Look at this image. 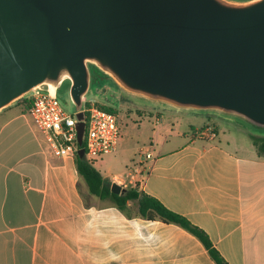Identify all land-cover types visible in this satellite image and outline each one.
I'll return each mask as SVG.
<instances>
[{
	"label": "crops",
	"instance_id": "crops-1",
	"mask_svg": "<svg viewBox=\"0 0 264 264\" xmlns=\"http://www.w3.org/2000/svg\"><path fill=\"white\" fill-rule=\"evenodd\" d=\"M22 99L0 111V264H215L184 228L87 194L74 157L49 151ZM144 115L153 127L138 152L152 157L139 152L101 175L125 189L138 183L185 215L229 264H264V155L215 123L213 138L183 132L177 141L160 112Z\"/></svg>",
	"mask_w": 264,
	"mask_h": 264
},
{
	"label": "water",
	"instance_id": "water-1",
	"mask_svg": "<svg viewBox=\"0 0 264 264\" xmlns=\"http://www.w3.org/2000/svg\"><path fill=\"white\" fill-rule=\"evenodd\" d=\"M92 68L140 106L264 133V0H0V111L64 85L80 111Z\"/></svg>",
	"mask_w": 264,
	"mask_h": 264
},
{
	"label": "rangeland",
	"instance_id": "rangeland-1",
	"mask_svg": "<svg viewBox=\"0 0 264 264\" xmlns=\"http://www.w3.org/2000/svg\"><path fill=\"white\" fill-rule=\"evenodd\" d=\"M93 81L86 101L93 100L95 104H105L112 108L117 114L119 125V138L117 150L111 153L103 154L93 158V165L100 170L103 176L110 178L112 173L123 170L130 158H138V148L143 145H149L148 137L150 136L153 117L144 115L150 110V107L140 106L134 103L128 96L122 94L121 90L109 79L95 68H92ZM58 99L64 110L72 114L75 110L70 100L67 87L58 93ZM154 109V108H152ZM155 111L161 113V120H164V128L171 129L169 132L173 137L180 141L183 132L190 136L197 135V132L206 125L215 123L220 136L225 132L238 142L246 146L255 147L247 132L246 123L240 120H227L218 117L216 114H207L202 112H193L185 110L157 108ZM155 120V119H154ZM206 122V123H205ZM241 127V128H240ZM240 128V129H239ZM250 131V130H249ZM251 132H256L252 130ZM260 133V132H259ZM179 136V137H178ZM175 143V142H174ZM254 149V148H253ZM137 164V163H135ZM133 164L131 167H134Z\"/></svg>",
	"mask_w": 264,
	"mask_h": 264
},
{
	"label": "built area",
	"instance_id": "built-area-1",
	"mask_svg": "<svg viewBox=\"0 0 264 264\" xmlns=\"http://www.w3.org/2000/svg\"><path fill=\"white\" fill-rule=\"evenodd\" d=\"M29 101L28 112L36 127L42 133L49 151L57 157H75L79 148L77 143L76 123L77 113L83 112L84 132V155L92 160L103 154L116 150L119 138V125L117 114L101 109L93 100H88V105H83L80 111L67 113L58 96L47 91L36 90L27 97ZM158 122V118H155ZM215 127L206 125L202 127L197 136L215 137ZM139 152L146 159L152 157L149 149L143 147ZM119 179V178H118Z\"/></svg>",
	"mask_w": 264,
	"mask_h": 264
},
{
	"label": "trees",
	"instance_id": "trees-1",
	"mask_svg": "<svg viewBox=\"0 0 264 264\" xmlns=\"http://www.w3.org/2000/svg\"><path fill=\"white\" fill-rule=\"evenodd\" d=\"M21 101L24 102L29 109V101L27 98H24ZM88 104V102H85V105ZM97 106L106 111L115 113L112 108L105 104L97 103ZM247 132L259 154L264 155V133H254L249 130H247ZM83 146L84 143L82 144V147ZM74 159L77 172L86 185L87 194L94 195L102 200H109L126 215H129L127 212V209L129 208L128 202L132 201L136 206L137 216L149 220L158 219L166 223H174L184 228L201 242L215 264H229L219 250L213 245V242L205 230L192 223L185 215L169 209L159 199L139 189L138 183L132 187L126 188L124 192L113 193L110 190V180L101 175L91 160L85 155L80 157L77 154ZM84 196L85 195L83 194V197Z\"/></svg>",
	"mask_w": 264,
	"mask_h": 264
}]
</instances>
